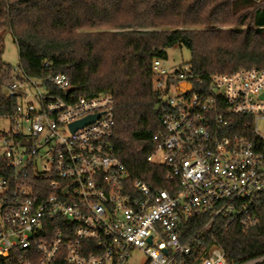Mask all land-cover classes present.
<instances>
[{"label":"built area","instance_id":"obj_1","mask_svg":"<svg viewBox=\"0 0 264 264\" xmlns=\"http://www.w3.org/2000/svg\"><path fill=\"white\" fill-rule=\"evenodd\" d=\"M46 68L47 64H40ZM154 113L161 122L147 161L167 189L130 182L113 155V99L77 95L66 76L5 66L0 108V264H189L178 226L193 213L249 228L264 195V69L213 74L154 58ZM97 117L71 128L88 117ZM248 119L246 135L228 118ZM158 155V162L153 158ZM205 225V226H206ZM150 238V242L148 239ZM264 261L260 257L244 264ZM198 264H228L212 246Z\"/></svg>","mask_w":264,"mask_h":264},{"label":"trees","instance_id":"obj_2","mask_svg":"<svg viewBox=\"0 0 264 264\" xmlns=\"http://www.w3.org/2000/svg\"><path fill=\"white\" fill-rule=\"evenodd\" d=\"M3 33L10 34L18 65L28 75L62 74L84 97L111 94L114 157L130 182L171 194L175 182L165 179L162 166L147 161L161 127L154 113L152 60L183 47L187 63L206 81L241 68L264 69V0H0V41ZM5 66L0 59V89ZM10 110L1 107L0 113ZM228 121L234 133L246 135L248 119ZM256 215L258 223L243 228L221 217L206 225L208 213L191 214L178 226L180 242L193 241L189 264H198L212 246L228 264L264 257V195ZM53 264L66 263L59 256Z\"/></svg>","mask_w":264,"mask_h":264},{"label":"rangeland","instance_id":"obj_3","mask_svg":"<svg viewBox=\"0 0 264 264\" xmlns=\"http://www.w3.org/2000/svg\"><path fill=\"white\" fill-rule=\"evenodd\" d=\"M166 56L171 63H181L189 60L188 50L178 46L167 49ZM0 59L8 66L14 67L19 64L17 48L9 33L2 34V40L0 41ZM158 160L159 156L156 155L153 158V162H158ZM134 256L136 264L144 261V256L139 252H134Z\"/></svg>","mask_w":264,"mask_h":264},{"label":"water","instance_id":"obj_4","mask_svg":"<svg viewBox=\"0 0 264 264\" xmlns=\"http://www.w3.org/2000/svg\"><path fill=\"white\" fill-rule=\"evenodd\" d=\"M260 99L264 100V92L260 95ZM96 117H97V115L94 116V117H88V118H86V119H84V120H82V121H80V122H78V123H76L74 125H71V128H76V127L85 125V124L93 121ZM148 242H150V238L148 239Z\"/></svg>","mask_w":264,"mask_h":264}]
</instances>
